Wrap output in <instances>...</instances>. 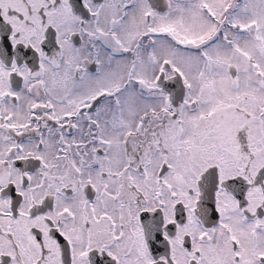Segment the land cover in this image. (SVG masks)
<instances>
[{
  "label": "snow or ice",
  "instance_id": "obj_1",
  "mask_svg": "<svg viewBox=\"0 0 264 264\" xmlns=\"http://www.w3.org/2000/svg\"><path fill=\"white\" fill-rule=\"evenodd\" d=\"M0 264H264V0H0Z\"/></svg>",
  "mask_w": 264,
  "mask_h": 264
}]
</instances>
